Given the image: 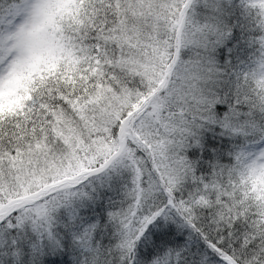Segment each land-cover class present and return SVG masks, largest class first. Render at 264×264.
Here are the masks:
<instances>
[{
  "label": "snow or ice",
  "instance_id": "6c2138e0",
  "mask_svg": "<svg viewBox=\"0 0 264 264\" xmlns=\"http://www.w3.org/2000/svg\"><path fill=\"white\" fill-rule=\"evenodd\" d=\"M57 256L264 264V0H0V264Z\"/></svg>",
  "mask_w": 264,
  "mask_h": 264
},
{
  "label": "trees",
  "instance_id": "16d2710c",
  "mask_svg": "<svg viewBox=\"0 0 264 264\" xmlns=\"http://www.w3.org/2000/svg\"><path fill=\"white\" fill-rule=\"evenodd\" d=\"M154 231H158V229H154ZM168 239L174 241V245H183L185 240L187 239V232H180L177 230L176 225H171V235L168 237ZM174 245L169 244L167 245V247H172ZM197 247V245L193 244V251H195ZM48 260L56 261L57 264H60L61 261L65 262V264H70V258L64 256L48 257Z\"/></svg>",
  "mask_w": 264,
  "mask_h": 264
},
{
  "label": "rangeland",
  "instance_id": "374dc122",
  "mask_svg": "<svg viewBox=\"0 0 264 264\" xmlns=\"http://www.w3.org/2000/svg\"><path fill=\"white\" fill-rule=\"evenodd\" d=\"M154 230V229H153ZM139 251H146V249H141V250H138V255H139Z\"/></svg>",
  "mask_w": 264,
  "mask_h": 264
}]
</instances>
